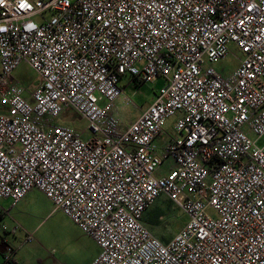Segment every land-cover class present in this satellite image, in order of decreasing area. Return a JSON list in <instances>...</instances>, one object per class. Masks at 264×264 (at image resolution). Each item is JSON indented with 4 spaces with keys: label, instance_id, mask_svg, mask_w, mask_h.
<instances>
[{
    "label": "built area",
    "instance_id": "obj_1",
    "mask_svg": "<svg viewBox=\"0 0 264 264\" xmlns=\"http://www.w3.org/2000/svg\"><path fill=\"white\" fill-rule=\"evenodd\" d=\"M24 64L35 83L14 77ZM125 78L166 83L127 127ZM70 111L86 139L56 123ZM263 135L264 0L0 3V202L40 191L100 248L91 264H264ZM162 195L188 218L166 243L143 224Z\"/></svg>",
    "mask_w": 264,
    "mask_h": 264
},
{
    "label": "rangeland",
    "instance_id": "obj_2",
    "mask_svg": "<svg viewBox=\"0 0 264 264\" xmlns=\"http://www.w3.org/2000/svg\"><path fill=\"white\" fill-rule=\"evenodd\" d=\"M236 55H238L237 50L231 49V53L227 58L215 64L214 67L225 75L230 74L238 65L235 59ZM14 77L26 85L35 83L37 78L35 72L25 64L14 72ZM165 84L163 79L145 83L141 86L130 78L121 80L119 86L123 90V94L121 99L115 102L113 108V113L121 125L123 127L128 126L135 117L139 116V108H146L152 104L156 99L157 93ZM104 105V103L101 104V106ZM177 119L178 116L171 118L163 127V130L175 134L174 124ZM56 123L63 126L68 125L80 134L87 127V122L72 111L67 112ZM250 136L253 137V135ZM81 138L86 139V136L81 134ZM263 145L264 135L259 142V146ZM163 147L164 144L157 142L155 150L161 151ZM171 166L170 161H165L157 170L156 176L167 175ZM0 206L5 210H9L11 202L3 200L0 202ZM154 208H159L160 212L158 216H155L154 220H152L153 217L149 218L152 220L153 225L157 227V230L165 236L168 235L166 239L175 236L188 222L187 216L180 209L174 207V204L165 195L160 196L156 200L146 217L154 215ZM53 209L51 202L40 191L32 190L15 208L11 209L10 217H6L5 223L7 225L15 226L18 223L27 231L33 233L34 236V242L29 243L26 241V235H24V240H22L24 244L17 250V254L21 257V264H39L37 262L38 258L45 259L44 264H52L54 259L62 263L61 256H65L71 251L77 252V244L84 246L87 256L92 253L91 242H89L85 234L61 211L53 212ZM19 232L21 231L19 230ZM77 235L83 236L78 243L74 240ZM18 236L23 239V235L18 234ZM64 264L72 263L64 261Z\"/></svg>",
    "mask_w": 264,
    "mask_h": 264
},
{
    "label": "crops",
    "instance_id": "obj_3",
    "mask_svg": "<svg viewBox=\"0 0 264 264\" xmlns=\"http://www.w3.org/2000/svg\"><path fill=\"white\" fill-rule=\"evenodd\" d=\"M147 108V107H146ZM145 109V108H144ZM115 115V114H114ZM139 115H140V113H139ZM117 118V117H116ZM135 119H137V117H135L134 118V120ZM133 120V121H134ZM132 121V122H133ZM168 122V121H167ZM127 127V126H126ZM157 142H159V143H162V144H166V142H167V140L165 139V138H159L157 141H156V143ZM167 161H170V163H171V167H173V161H171V160H167ZM161 176H164V175H161ZM8 201V200H7ZM52 204V203H51ZM53 205V204H52ZM16 207V206H15ZM15 207H12V204H11V206H10V215H11V209H13V208H15ZM54 207V206H53ZM159 209V208H158ZM160 210V209H159ZM53 212H55L54 211V209H53ZM148 213V212H147ZM147 213L145 214V216H144V218H143V224L153 233V235L155 236V237H157L158 239H160L161 241H163L164 243H166V242H168V241H170L173 237H171V238H169V239H166L167 237L166 236H168V235H164L163 233H161L159 230H157V227H155L154 225H153V223H149L148 222V220H147V217H146V215H147ZM11 218H13V220H15L14 219V217L13 216H11ZM5 219H6V217H0V227L2 226V225H5L6 227H7V229H8V231H6V232H3L2 230H1V228H0V262H1V259H2V256H3V254H4V252H5V247L6 246H11V247H13V248H15L16 249V254H15V257H14V262H13V264H21V257L19 256V254H17V250L21 247V245H23L24 243H23V241L22 240H24V232H19V231H17L15 234H12L11 233V230L13 229V225H7L6 223H5ZM79 229V228H78ZM27 230V229H26ZM80 230V229H79ZM81 231V230H80ZM29 232V231H28ZM82 232V231H81ZM83 233V232H82ZM18 234H21V235H23V239H21L19 236H18ZM86 236V235H85ZM83 236H78L77 235V237H74V240H75V242H79V239H81ZM87 237V236H86ZM88 239H89V242H91V248H92V253L91 254H89L88 256L86 255V253H85V248H84V246H80V245H78L77 243V249H78V251L77 252H74V251H71V252H69L67 255L65 254V256L64 255H62L61 256V262L62 263H60V261L59 260H57V259H54V262L52 263V264H64V261H67V263H72V264H91L97 257H98V255H99V253H100V248L97 246V244L94 242V241H92L89 237H87ZM16 244H18L17 246H16ZM19 246V247H18ZM64 260V261H63ZM37 262L39 263V264H44V262H45V259H42V258H38L37 259Z\"/></svg>",
    "mask_w": 264,
    "mask_h": 264
},
{
    "label": "trees",
    "instance_id": "obj_4",
    "mask_svg": "<svg viewBox=\"0 0 264 264\" xmlns=\"http://www.w3.org/2000/svg\"><path fill=\"white\" fill-rule=\"evenodd\" d=\"M138 85L141 86L142 84H138ZM153 211H154V215L147 216V220H148V222H149L150 224L152 223V220L155 219V216H158V214H159V212H160L158 208H154ZM149 217H150V218L153 217V219L151 220Z\"/></svg>",
    "mask_w": 264,
    "mask_h": 264
},
{
    "label": "clouds",
    "instance_id": "obj_5",
    "mask_svg": "<svg viewBox=\"0 0 264 264\" xmlns=\"http://www.w3.org/2000/svg\"><path fill=\"white\" fill-rule=\"evenodd\" d=\"M3 2V0H0V3H2Z\"/></svg>",
    "mask_w": 264,
    "mask_h": 264
}]
</instances>
